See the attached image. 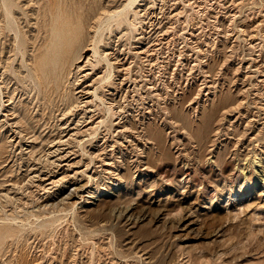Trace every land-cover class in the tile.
I'll list each match as a JSON object with an SVG mask.
<instances>
[{
	"label": "rangeland",
	"instance_id": "rangeland-1",
	"mask_svg": "<svg viewBox=\"0 0 264 264\" xmlns=\"http://www.w3.org/2000/svg\"><path fill=\"white\" fill-rule=\"evenodd\" d=\"M13 1L19 4L18 11L21 6L27 10L28 6L34 5L39 8V12L33 14L34 10H29V16L26 17L22 12L24 10L20 9L16 17H1L0 67L11 54L12 48L22 47L23 51H27V57H32V40H27L24 32L28 31L29 36H34L38 19L42 18L44 7L50 3V0ZM57 1L59 5L64 2ZM129 1L105 0L111 12L124 9L116 14L122 23L116 33H112V41L121 43L120 49L124 51L131 46L129 30L135 29L128 26L125 19L137 22V26L143 25L140 31L144 32V37L140 39L138 49L147 48L149 52L140 53L142 60H139L137 67L143 94L138 104L139 111H142L139 117L142 116L145 123L152 121L154 129L161 131L165 138L164 146L158 149L147 142L144 146L145 142L141 141L140 150L143 149L141 152L145 156H140L141 152L139 155L132 148H124L122 155L118 153L120 144L115 142L120 137L108 134V148L111 149L112 144L116 143L115 152L124 163H121L124 167L120 169L125 174V180L120 183L117 181L116 186L109 191L101 188L96 198H89L92 201L90 203L83 201L87 198L80 197L86 193L84 190H79L71 199L67 195L75 191L76 185H98L96 179L102 174L98 171L103 162L98 158L92 161L88 153H100L98 144L103 143L105 134L97 137L92 134H74L65 141L73 130L69 134H59V123L64 121L59 120L63 113L61 110L65 107L63 99L59 105L61 110L55 112L54 118H49L47 109L45 118L37 121L41 112L38 107L33 111L32 115L36 116L33 121L36 134H9L11 124L5 123L0 134V264H264V179L252 162L255 159L253 151L264 148V0H138L136 4L139 7L134 8L138 14L132 7L125 8ZM2 4L1 0L0 15L3 13ZM146 9L148 13L143 15ZM3 24L9 35L2 34ZM123 33L126 35L121 37ZM226 33L229 37L225 36ZM152 43L156 45L150 47ZM20 56L13 57L12 62L20 63ZM198 58L207 61L202 62ZM208 62L215 71L217 89L227 92L230 88L235 104L230 105L233 114L216 120L207 132L198 135L201 141L196 143L185 137L182 133L184 129L171 128V124L163 123L167 116L164 108L168 105L172 110L176 106L181 109L173 100L177 92L173 91L176 88L173 79H180L183 86L186 84L185 94L179 93V97H192L195 95H192L194 88L204 80L201 66L208 68ZM192 67L197 78L195 82L190 80L189 84L186 77ZM88 68L85 66L86 72L83 71L81 75L90 72ZM7 73L14 78L12 89L17 88L15 104L23 109L24 103L30 99L24 94L25 85L17 77L14 68ZM91 75L84 79L91 78ZM98 76L96 74L92 79H98ZM16 80L19 83L14 84ZM164 80L172 88L167 97L162 89ZM2 81L3 77H0V125L4 123L1 115L7 104L1 91L4 85ZM150 82L154 84L155 90L149 88ZM191 84L193 90L189 89ZM206 89L214 90L204 86L200 104L195 102L185 107L194 128L201 123L195 114H199V117L202 115L205 96L214 97L212 91L206 95ZM157 91L165 99L156 94ZM209 97L207 103L211 101ZM92 98L86 97L85 100ZM248 100L250 104L246 102ZM98 103L103 109L97 116L103 114L105 117V106ZM147 109H151L152 113L146 112ZM80 116L68 115L67 121L74 127ZM87 121L78 123L83 130L91 125L86 124ZM221 121L226 125H222ZM221 128L223 131L219 134V141L227 145L229 164L223 169L216 164L211 171L206 158L216 138V131ZM167 131H170V135H167ZM60 136H63L60 142V151L65 153L63 160L60 155H48L47 151L51 141L58 140ZM178 148H181L179 152ZM188 152L194 158L188 161L189 167L184 166L182 160ZM236 153L240 156H236ZM195 155L200 157L196 159ZM136 157L149 161L153 169L136 173L132 166ZM243 160L253 165L246 168L249 163ZM63 161L72 163L73 166L68 169L70 175L77 170L85 172L76 175L73 182L65 181L61 186L45 190L36 174L53 170L60 177L67 165L61 169L56 165ZM86 163H90V166L87 167ZM90 175L97 178L90 180ZM127 206L131 207L129 212L132 214L123 211L124 216L118 218L119 210Z\"/></svg>",
	"mask_w": 264,
	"mask_h": 264
},
{
	"label": "bare ground",
	"instance_id": "bare-ground-1",
	"mask_svg": "<svg viewBox=\"0 0 264 264\" xmlns=\"http://www.w3.org/2000/svg\"><path fill=\"white\" fill-rule=\"evenodd\" d=\"M2 1H3V4L1 5V7L3 9V13L0 15V23H2V21H3L1 18L2 16L7 15L9 18L14 17V16L16 17V15L19 14L20 9L24 10L22 12L24 14H26V17L29 16V10H32V11L34 10L33 14H35V13L37 14L39 12V8H35L34 5L28 6L29 9H27V10L22 9L23 6H21V7H19V11H18V9H17V6H19L18 3L16 4V2H14L13 0H2ZM137 1L138 0H130L128 2V4L125 5V8H129V7H132L133 9L136 8L138 6V4H136ZM140 1H142V0H140ZM0 4H1V0H0ZM20 4H21V2H20ZM59 4L60 3H58L57 0H50L48 7H44V9H43L44 14H43L42 18L39 20L38 17H36V19H38V22L36 24L37 25L36 26L37 32L34 34V36H29L28 31L24 32L26 39L32 40V45L34 47V52L32 54V57L28 58L27 57L28 56L27 51H23L21 49L22 47H20L18 49L12 48L10 50L11 54L8 57H6V60L3 61L2 65L0 67V73H1L0 77H3L2 82L4 83V85L1 87V91L3 92V95H4V99H5L4 101H5V103H7L5 105V108L2 109L1 117L3 118L2 120L4 121V123L0 125V134L3 133L1 128L5 123L11 124V127L9 129L10 130L9 134H36V132H37L36 126L33 125V121L36 118V116L32 115L33 111L38 107L39 108L38 111L41 112V117H38L37 121H40L43 118H45V114L47 112V109H49V111H48L50 114L49 118H54L56 116L55 112L57 110L58 111L61 110V107L59 105H60V100L63 99L65 107H64V109L61 110L63 113H62V117L59 118V120H64V121H61V123L58 122L59 125H61V127H60L61 130L59 131V134H63L65 132H67L66 134H69V133H71L70 131L73 130V132L71 133V136L69 135L70 137L68 139H65V141L70 140V138L73 137L74 134H92V135H94L93 137H97L100 134H105L104 135L105 139H104L103 143H101L100 145L98 144V146H99L98 150L100 153H95L94 151L89 152V153L87 152L91 156L92 161L94 159L98 158L100 161L103 162V165L101 164V166H102L101 169H99V171H98L100 173L102 172V174L99 175L98 179H96L97 177L90 175V180L96 179L98 185L94 186L92 184L88 185L85 183L80 184L78 186L76 185L75 191H73L67 195V198L71 199L79 193V190H84V191H86V193L81 194L80 197L82 199L87 198V199H83V201L91 203L92 202L91 200H93L91 198H96L99 195L101 188H102V190L104 189V190L109 191L110 188L113 189L114 186H116L117 181L119 182V181L125 180L124 179L125 174L121 173L122 169H120L121 167H124L122 165L124 163L120 160L121 158L120 159L118 158V156L116 154L117 152H115V144L117 142L120 144L119 145L120 147H118L119 148L118 153H122V155H123V153H124L123 149L124 148H127V149L132 148V151H137L136 153H138L140 155V152L143 149L140 150L141 147L139 146V142H141V141L145 142V144L142 142L144 144V146H146V142L151 143L152 147L156 146L158 149H162L164 146L165 138L163 137V134L160 133L161 132L160 130L154 129L152 121L149 123H145V121L144 120L142 121V119H141L142 116L140 115L141 117H139V114L142 111H139L140 109H138V104H140V100H142L141 97L143 94L140 91L142 88L140 86L141 84H140V82H139L140 80L138 78L139 75L137 74L138 73L137 67H139V60H142L140 53H143V52L146 53L147 51L149 52V49H147V48L146 49L142 48L141 50L138 49V47H139L138 43L141 42L140 39L144 37V34H143L144 32L140 31V28L143 27V25L137 26L136 25L137 22H133L129 19H125L126 24L128 26L135 27V29L129 30V32H130L129 39L131 41L130 42L131 46L127 48L128 50L123 48L125 50L122 51L120 49L121 43L116 44L115 40L112 41L113 40L112 37H114L112 35V33L117 31L121 27L122 22L118 21V19L116 18V14H120L121 12H123L124 9L122 11L118 10V11L111 12L109 7L107 5H105V0H88V1H86V0H71V1L64 0L62 5H59ZM134 12L136 14H138L136 9H134ZM147 13L148 12L146 9V12H144L143 15H146ZM216 16H218V12H217ZM143 20L144 19H142L140 22H142ZM217 26H218V24H217ZM1 27H2V34L9 35L6 31L5 25L3 24V25H1ZM123 34L121 37H124L127 33L124 35ZM228 35H229L228 33L225 34L226 37ZM10 40H11V38H10ZM135 43H137L136 46L134 45ZM153 45H156V44L152 43L149 46L152 47ZM4 50H5V46H3V48H2V52H4ZM202 50H201V52H202ZM202 53H204V50ZM20 54H21V56H20ZM127 54H129V55L127 56ZM206 54L208 55V53H206ZM15 56L22 57V61L20 63L19 62L13 63L11 59ZM148 59L149 58H146V60H148ZM28 60L30 62L26 63ZM198 60L199 61L202 60V62L207 61V59L206 60H203V59L200 60L199 58H198ZM178 61L179 60L177 59V62ZM82 62L84 64H81ZM209 64L210 63L208 62L207 65L209 66ZM85 66L86 67L89 66L88 69L90 72H88L84 75H81L82 72L86 70V69H84ZM13 68H14V72H16L19 80L22 81L25 85L24 94L27 96V98H30L28 101H26L24 103L23 109H21L22 107H20V106L18 107L15 104L14 98H15V95L17 92V88L14 87V89H12L13 85L11 86V83L14 80V78L9 73H7L8 71H10V69H13ZM76 68H78V69L76 70ZM201 68H202L201 72L203 73V76H204L203 78L205 81L203 80V82L198 84V86L196 88L192 87V84L190 85L191 87H189V89L193 90V88H194V90L192 91V95L195 93V95H193V96L191 95L192 97H186V98H185V96L179 97L178 96L179 93H183V95L185 94L186 84H185V86H183L182 83H180L181 82L180 79H173L175 81L174 85H176V88L175 89L173 88V91H175V92L177 91L175 93V97H173V100H174V102H176L175 105L178 104L179 105L178 107H181V109H178L176 106L174 108V110H172L168 105H166L164 110H165V113L167 116L164 117L165 121H163V123H165V125L168 123L171 124L170 125L171 128L178 127L182 130L184 129V131H182V133L184 132L185 137L192 139L193 141H196V143L201 141L200 138H198V135L203 134L204 131L207 132L208 129L212 126V124L216 120H218V121L222 120V118H220V117L225 118L227 116V114H231L232 109H231L230 105L235 104V101H232V92H231L230 88L228 89L227 92L223 91L222 89H217L218 85H216V79L214 80L215 71L211 68V66H209L208 68H203L201 66ZM182 69H184V68H182ZM74 70H76V71H74ZM192 70H194L193 67L190 68V71L188 72L187 77H186V80L189 81V84L191 83L190 80L193 79V81L195 82V80L197 78L196 75H194L195 73ZM91 73H92V75L90 76L91 78L84 79V78H87V76ZM96 74L99 75L98 79L97 78L92 79V77ZM181 74L183 75L182 71H181ZM261 77H263V76H261ZM164 81L165 82H163V88L162 89H164V92L166 93L165 96L167 97L168 94H171V93H169V91L172 90V88H171V85L166 82V80H164ZM17 82H18V80H16L14 82V84ZM196 84H197V82H196ZM127 86H128V89H127ZM204 86L207 87L208 89H211V88L214 89V90H210V91H208L206 89L207 92L205 93L206 95H208L209 92L212 91L214 94V97L210 98L209 96H205L206 97V99L204 100L205 103L203 102L202 103L203 105L201 104L203 111H202V115L200 117H199V114L194 113L195 115H197V118H199L200 122H201L197 125L196 128H194L193 125H191L192 121L190 120V116L188 114V111H186L185 107L187 108L195 102L196 103L198 102V104H200L199 101L201 98V94L204 91L203 90ZM154 87L155 86L152 83L149 86V88H153V90H155ZM221 88H222V86H221ZM179 89H182V90H179ZM106 91H107V93H106ZM156 94H159L162 96V94L160 92L158 93V91ZM91 96L94 98H92L91 100H88V101L85 100L86 97H91ZM165 96H162V97L165 99ZM177 96L181 99H179ZM207 97H209L211 99V101H209V103H207ZM98 102H101L105 106L104 107L105 117L103 114L97 116V114H101V110L103 109L102 107H100V104ZM246 102L249 103V100ZM241 104H243V103H241ZM94 105H95V107H94ZM197 106H199V105H197ZM229 106H230V108H229ZM263 107H264V105H263ZM263 107H261V108H263ZM196 108H193V109H196ZM234 110L237 111V109H234ZM252 111H253V109H252ZM146 112L152 113V110L147 109ZM194 112H197V111H194ZM59 114L61 115V113H59ZM71 114H74V115L76 114V116H77V114L79 116L81 115L80 119L77 120L76 126H74V127L71 126L72 123H69L67 121V118H68L67 116L68 115L71 116ZM244 114L246 115V113H244ZM143 115H145V114H143ZM241 116L243 117V115H241ZM58 117H59V115H57V118ZM82 117H84V118L82 119ZM251 117H253V116H251ZM98 118H99V120L96 121V119H98ZM149 120H150V118H149ZM85 121H87L86 124H91V125L83 130V128L81 127V124L79 126L78 123L79 122L80 123L85 122ZM74 122H76V121H74ZM224 122H226V120ZM232 123H233V121L231 122V124ZM93 124H95V125H93ZM221 124H222V121H221ZM223 124H225V123H223ZM249 124L251 125L252 123L250 122ZM249 124H247V125H249ZM83 126L86 127V125H83ZM40 127H41V125H40ZM103 127H105V128L102 129ZM230 127H232V126H230ZM249 130L251 131V129H249ZM221 131H223V129L222 130L218 129V131H216V135H215L216 138H215V140H213L211 147L208 150L209 156L208 157L206 156L207 157L206 158V164L208 163L210 165L211 171L213 170L214 165H216V164L218 166L220 165L221 169H223L222 167H224L225 165L229 164V162L227 160V155H228L227 145L225 143H224V145H222L223 142L221 140L219 141V138H220L219 134H221ZM169 132L170 131H167V135H170ZM108 134H113V135L115 134L116 136H119L121 139V140L115 139L116 143L112 144L113 146L111 149L108 148V145H109L108 140H107ZM234 134H236V133H234ZM243 134H245V133H243ZM184 135H183V137H184ZM228 135H230V133ZM232 135H233V133H232ZM245 136H246V134H245ZM62 137L63 136H60L58 140L53 139L51 141L52 142L51 147L50 148L48 147L49 150H47V151H48V155L56 156V157L58 155H60L59 156L60 159L63 160V159H65V155H64L65 153L62 154L61 153L62 151H60L62 149L60 147V145H62V144H60V142L63 141ZM230 137H231V135H230ZM241 137H242V135H241ZM175 140H177V138ZM180 141L182 143V139H180ZM187 141L188 140H186V143H187ZM237 141H238V139H237ZM79 142H81V141L79 140ZM183 144L185 145V143H183ZM234 144H235V142H234ZM57 145H59V146H57ZM221 145L224 148L223 147L221 148L220 147ZM252 145L254 146L255 144H252ZM55 146H57V147H55ZM193 146H195V144ZM253 146H252V148H253ZM256 147H258V146H256ZM83 149H85V146H83ZM108 150H111V151H108ZM180 150H181V148L177 149L178 152ZM248 150H250V149H248ZM237 152H238V150H237ZM190 153L187 154V156L184 159H182L184 162L183 163L184 166H188V164H189L188 161H190L191 157L193 156ZM253 153L255 155V159H252V160H254L252 162L255 163V166L257 167L258 173H261L262 178L264 179V148L261 147L260 149H255L253 151ZM181 154H182V152H181ZM250 154H252V153H250ZM235 155L240 156L237 153ZM102 156H104V157H102ZM106 156H109V157H106ZM140 156H145V155H142V152H141ZM197 157H200V156H196V159H197ZM246 157H248V156L246 155ZM182 158H183V156H182ZM135 159L136 160L134 161V164L132 163V166L134 165V167H135L134 169H135L136 173L138 171H140L139 173H141L144 170L150 171L153 169L152 165L149 164V161H146V160L144 161L143 158L139 160L138 157H136ZM192 159H194V158L192 157ZM248 159L250 161V157ZM243 161H246V160H243ZM246 162H248V161H246ZM236 163L238 164V161ZM89 164L90 163L87 164V167L90 166ZM201 164H202V162H201ZM65 165H67L66 170L63 171V175L61 174L60 177H58L54 173L53 170L49 171V173H38V174H36V176H38V180L40 181L39 183H41L40 185L45 190L46 189L49 190L50 188H54L55 186H61L65 181H68V182L72 181L73 182L74 178H76V175L80 174L81 172H85L84 170L83 171L77 170L74 174L70 175L68 172V169L71 168V166H73V165H72V163L67 162V161L60 162V164L56 165V167H60V169H61V168L65 167ZM141 165H143V166H141ZM251 165H253V164L250 162L246 166V168L249 166L251 167ZM244 167H245V165H244ZM57 171H59V170H57ZM205 172H207V171H205ZM81 175H82V173H81ZM44 182H47V183L44 184ZM48 193H49V191H48ZM89 198L91 200H89ZM80 202H82V201H80ZM25 203H27V202H25ZM76 203H77V201H76ZM46 204H48L47 206H49V203H46ZM130 208L131 207L128 208V206H127L125 209L119 210L120 215L118 214L119 215L118 218L124 216L123 211H127L128 213H130L129 212ZM13 209H14V207H13ZM131 214L132 213H130V215ZM135 214H136V212H135ZM129 220H130V218H129ZM131 221H132V219H131Z\"/></svg>",
	"mask_w": 264,
	"mask_h": 264
}]
</instances>
